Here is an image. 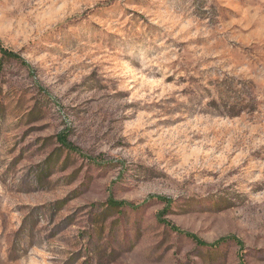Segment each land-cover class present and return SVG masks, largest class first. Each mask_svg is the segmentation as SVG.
Here are the masks:
<instances>
[{
	"label": "rangeland",
	"instance_id": "1",
	"mask_svg": "<svg viewBox=\"0 0 264 264\" xmlns=\"http://www.w3.org/2000/svg\"><path fill=\"white\" fill-rule=\"evenodd\" d=\"M0 45V264H264V0H0Z\"/></svg>",
	"mask_w": 264,
	"mask_h": 264
},
{
	"label": "trees",
	"instance_id": "2",
	"mask_svg": "<svg viewBox=\"0 0 264 264\" xmlns=\"http://www.w3.org/2000/svg\"><path fill=\"white\" fill-rule=\"evenodd\" d=\"M0 54H1V56L3 57V59H4V58H14V59L19 60V57H18L15 53H13V52H11V51H9V50L3 48L1 45H0ZM61 142H63V140H61ZM107 205H108V207L111 208V209H120V208L125 207L126 204H125L124 202H117V201L109 200V201L107 202ZM171 228H172L174 231L178 232V233H182L178 228H176V227H174V226H171ZM184 234H186L188 237H191L192 239H194L199 245L207 246L206 243L197 240L193 235H191V234H187V233H184ZM229 240H233V241H235L236 244L239 243L237 240H235V238L230 237V238H227V239H223V240H221V241H217V242L211 244L210 247H216V246L220 245L222 242L224 243V242L229 241Z\"/></svg>",
	"mask_w": 264,
	"mask_h": 264
}]
</instances>
